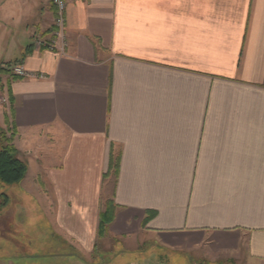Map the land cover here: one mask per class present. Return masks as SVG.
<instances>
[{"label":"crops","instance_id":"crops-1","mask_svg":"<svg viewBox=\"0 0 264 264\" xmlns=\"http://www.w3.org/2000/svg\"><path fill=\"white\" fill-rule=\"evenodd\" d=\"M64 1L61 53L50 0H0V56L44 77L2 89L0 264H264V0Z\"/></svg>","mask_w":264,"mask_h":264},{"label":"rangeland","instance_id":"rangeland-1","mask_svg":"<svg viewBox=\"0 0 264 264\" xmlns=\"http://www.w3.org/2000/svg\"><path fill=\"white\" fill-rule=\"evenodd\" d=\"M27 42L28 41H23V42H18L17 41L16 44L19 45V46H25L26 44H28ZM16 55H17V52L15 50L12 51V50L9 49L5 55L0 56V66H1V68L6 70L4 73H2L1 70H0V99L5 98V93L2 90L3 87H4L3 85L5 84V80L7 79V77H10L9 75H10L11 69L13 67H15V65L9 66L8 64L14 62V60L17 58ZM2 62H4V63L2 64ZM5 62H8V63H5ZM1 83H3V84H1ZM6 107H7V105L2 104L0 102V120L1 121L3 119V114L6 113V110H5ZM1 128H3V129H1ZM9 138L11 139V143L14 146V140H13L12 134L10 133V129H8L7 126H5V127L3 126L2 127L0 125V147L3 144V141L5 139H9ZM25 177H26V175H25ZM21 182L16 184V185H9V186L8 185H3V184L0 183V206H1V203H4V205L1 206L0 211L3 212L4 214L7 213L8 211L10 213L11 210H12V205H13V204H8V203L6 205L7 201L5 202V199L7 200V197L10 198L12 193L18 194V187L21 184ZM4 195H5V197H3ZM22 203H23V201H22ZM27 204L31 205V203H29V202ZM22 208H25V206L22 207ZM17 209L20 210V208H17ZM27 210L36 211V210H34L33 207H30V209H27ZM32 214H33V215H31L32 225L35 226V227H41V222L39 221V216H38L39 212L38 213H32ZM7 216H8V214H7ZM28 218H30V217H27V219H25L26 224H27V225H25V227L26 226H30V224L28 223V220H29ZM21 237H22V235H19V234L17 235L16 234V235L13 236V239H15L17 242H20L21 241ZM99 250L101 252L103 251V244L102 243L99 246ZM101 252L96 254V258L97 259H101V260H106L108 258V256H105L104 253H101Z\"/></svg>","mask_w":264,"mask_h":264},{"label":"trees","instance_id":"trees-1","mask_svg":"<svg viewBox=\"0 0 264 264\" xmlns=\"http://www.w3.org/2000/svg\"><path fill=\"white\" fill-rule=\"evenodd\" d=\"M12 79H18L9 75ZM110 169L113 170L114 176H117L118 163H111ZM27 173V165L17 157L16 150L11 143V139H5L0 147V183L3 185H16L20 183ZM5 197V195L3 196ZM6 202V199H5ZM4 203H1L3 206ZM114 216V205L107 202L105 209L100 213L98 236L102 237L108 225Z\"/></svg>","mask_w":264,"mask_h":264},{"label":"built area","instance_id":"built-area-1","mask_svg":"<svg viewBox=\"0 0 264 264\" xmlns=\"http://www.w3.org/2000/svg\"><path fill=\"white\" fill-rule=\"evenodd\" d=\"M52 6L54 7V19L52 24V29L49 33L44 35H39L34 40L33 44L36 49H46L48 51H57L63 53L64 48L66 47L65 39V11L66 3L64 0H50ZM59 44V47H58ZM11 76H15L20 79H43L42 75L29 73L24 70L21 66H15L11 69ZM2 104L7 105L8 99H0Z\"/></svg>","mask_w":264,"mask_h":264}]
</instances>
